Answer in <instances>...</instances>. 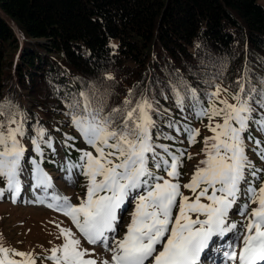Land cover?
Instances as JSON below:
<instances>
[{
  "label": "snow or ice",
  "instance_id": "6c2138e0",
  "mask_svg": "<svg viewBox=\"0 0 264 264\" xmlns=\"http://www.w3.org/2000/svg\"><path fill=\"white\" fill-rule=\"evenodd\" d=\"M106 79L113 77L107 75ZM237 83L239 91L233 95L236 103L221 101L223 108H217L213 99L222 91L218 84L212 85L214 91L204 93L209 102L207 107L197 89L183 80L172 88L174 102L183 119H187L184 115L187 100L197 119L207 117L211 121L220 116L223 120L214 127L211 123L208 125L214 136L204 139L206 159L200 161L203 167H198L191 181L183 185L192 193L203 185L192 202L181 192L179 183L185 150L172 151L169 145L154 142L153 113L159 115L167 110L156 107L147 96L136 98L130 91L122 106L106 112L110 94L107 89L102 91V86L92 84L65 100L64 115L97 153L94 156L91 151L77 149L80 152L77 160L65 157L58 165L68 184L76 183L74 175L85 177L86 193L79 204H73L56 189L51 175L43 167L44 148L50 149L53 155L56 153L54 139L43 126H33L35 134L30 139L35 155L28 159L30 171L25 168L26 149L21 138L27 135L26 116L11 102H0V116L4 117L0 120V179L5 183V187H0V200L9 193L16 203L27 175L34 200L24 203L45 205L68 217L88 244L99 245L110 254V259H103L100 264H201L202 254L210 249L214 238L237 233L238 225L230 221L229 214L243 194L245 202L237 211L246 219L236 234L238 243H230L222 252L219 248L214 251L221 254L227 264H264V176L258 175L264 169L255 167L247 155L246 145V139H252L250 124L264 134V112L253 115L257 108L264 110V78L258 81L259 90L249 85L245 91L243 79ZM167 127L184 134L189 144L195 143L199 135L198 129L171 117ZM155 136L157 140L175 141L174 136L159 129ZM73 139L66 135L65 146L72 147L67 142ZM255 144L253 151L264 161V145L260 140ZM191 158L188 154V159ZM49 162L55 163L54 160ZM153 169L162 170L171 179L158 175ZM249 174L251 179H248ZM202 197L208 203H202ZM130 202L134 204L131 220L123 225L126 229L123 236L117 238L121 210ZM252 204L257 207L249 212ZM174 209L177 210L175 217ZM190 214H196V219ZM56 226L63 243L50 249L44 259L52 264H97V260L91 258L92 253L82 247L81 238L69 228ZM0 264H36V258L31 253L0 244Z\"/></svg>",
  "mask_w": 264,
  "mask_h": 264
},
{
  "label": "trees",
  "instance_id": "16d2710c",
  "mask_svg": "<svg viewBox=\"0 0 264 264\" xmlns=\"http://www.w3.org/2000/svg\"><path fill=\"white\" fill-rule=\"evenodd\" d=\"M261 78L264 7L258 0H0V102L25 114L21 143L29 158L35 155L34 125L72 155L78 131L64 115L65 100L92 84L108 90L106 112L122 106L130 91L167 110L153 113L157 143L158 129L175 132L167 127L170 117L194 129L207 119H197L187 100L182 118L172 94L181 80L197 89L207 107L204 93L214 91L212 85L235 104L237 82L243 79L245 91L249 85L259 90ZM261 112L257 108L254 117ZM66 135L74 137L70 148ZM44 152L48 172L58 165L49 162L55 158L50 149ZM186 157L185 152L181 174Z\"/></svg>",
  "mask_w": 264,
  "mask_h": 264
},
{
  "label": "rangeland",
  "instance_id": "374dc122",
  "mask_svg": "<svg viewBox=\"0 0 264 264\" xmlns=\"http://www.w3.org/2000/svg\"><path fill=\"white\" fill-rule=\"evenodd\" d=\"M258 3L264 7V0H258ZM229 97H227L226 92L222 89L219 97L215 98V103L217 108H223L224 105L221 101L229 102ZM191 115V116H190ZM189 118H193L192 114H188ZM219 117V116H218ZM215 117L211 121L209 119H205L204 122H195V127L202 134V138L196 139L195 143L189 144L185 135L178 134L176 132L169 131L168 134L175 137V141L167 140V139H159L157 144L169 145L172 151L176 149H183L187 152L186 162L184 166V172L180 175L179 183L181 185V192L189 197V202L195 200L196 195L199 194L201 188H197L196 193H192L189 189L183 187V185L189 183L192 179L194 172L198 167H203L200 164L201 160L206 159V155L203 151L204 149V139L206 137H213L214 133L209 130L208 125L214 127L217 123H223L222 117ZM217 118V119H216ZM251 133V140L246 139L247 145V155L249 159L253 162L257 169H264V161H261L256 152L253 149L256 148L255 141L260 140L262 145H264V134H262L257 129L249 131ZM76 136H78L77 147L81 150L91 151L94 154L93 148L89 147L83 137L79 135L78 132H75ZM245 135V134H244ZM249 135L246 134L245 137ZM211 140H209V144H211ZM56 149L55 153V162L57 165L61 164L65 155L61 150L60 146L54 145ZM31 150H29V154ZM157 151H160L158 148ZM28 153V152H27ZM188 154H191V159H188ZM80 153L77 151V148L72 149V155H68V157L73 160L79 157ZM29 155L25 153L24 158V166L27 170L30 171V164L28 163ZM151 167V165H150ZM51 170L48 173L51 175L53 179V183L55 184L56 189L62 193L63 195L68 196L73 204H79L80 200L85 197L86 193V179L83 175H74L76 180L75 184H68L64 181L63 177L65 173L60 172L59 166H52ZM181 169V168H179ZM158 175H163L164 172L162 170H156ZM180 171V170H179ZM258 175L264 176V172H259ZM166 179H171L165 175ZM248 179H251V175H248ZM175 182V181H173ZM31 181L25 176V183L23 190L20 193V198L16 203L12 202L9 193H5V197L3 200H0V244L10 248L16 249L18 251H22L25 253H31L36 258V264H52L51 261L44 259L47 255L50 254V249L57 247L63 243V238L60 237L59 228L56 225H60L63 228H69L76 234L77 238H81V245L83 248H86L92 253L91 258L97 260V264H100V261L103 259H110V254L105 251L99 245H90L84 240L79 231L75 228V226L71 223V220L68 217H65L62 213L57 212L53 209L48 208L45 205H41L38 203H24L22 201H33L34 196L33 192L29 189V184ZM256 186H259V181H257ZM0 187H5V183L3 179H0ZM244 186L242 185V188ZM211 193V190L209 191ZM209 193V194H210ZM243 194L241 199L237 201V204L234 206L232 212L229 214L230 221H235L238 225L237 233H229L224 237L214 238V243L210 245V249L206 250L207 252L212 253L215 252L216 246L220 244V250H227V247L230 243H238L236 241V234L241 230V226L245 222V217H242L238 214V209L240 207V203L243 200ZM202 203H208L205 198H201ZM177 203H180V198H177ZM257 207V205L252 204L248 211L251 212L253 208ZM134 210V204L128 203L125 206V209H122V216L120 225H118L116 236L117 238L123 236L124 231L126 229L123 225H126L131 220V212ZM177 210H173V216L175 217ZM192 215L193 219H196V214ZM203 219L204 217H200ZM171 227V226H170ZM111 235V234H110ZM59 237V238H58ZM109 244L111 245V240H109ZM159 247V246H158ZM218 247V246H217ZM208 254V253H207ZM210 258L216 257L215 255H209ZM217 258V257H216ZM220 258V257H218ZM17 260L21 258L16 257ZM223 259L221 258V261ZM217 262V261H216ZM206 264V263H205ZM216 264H227V262L216 263Z\"/></svg>",
  "mask_w": 264,
  "mask_h": 264
}]
</instances>
